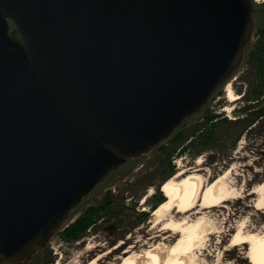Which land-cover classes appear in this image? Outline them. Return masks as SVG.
I'll list each match as a JSON object with an SVG mask.
<instances>
[{
    "label": "water",
    "instance_id": "1",
    "mask_svg": "<svg viewBox=\"0 0 264 264\" xmlns=\"http://www.w3.org/2000/svg\"><path fill=\"white\" fill-rule=\"evenodd\" d=\"M250 0H0V264H28L246 61Z\"/></svg>",
    "mask_w": 264,
    "mask_h": 264
},
{
    "label": "rangeland",
    "instance_id": "2",
    "mask_svg": "<svg viewBox=\"0 0 264 264\" xmlns=\"http://www.w3.org/2000/svg\"><path fill=\"white\" fill-rule=\"evenodd\" d=\"M250 1L253 8L252 19L255 27L253 41H255L256 28L263 22L262 17L256 11L257 3L263 0ZM250 72L251 67L244 62L226 83L230 84L233 92L237 94V99L233 101L227 99L225 84L218 89L216 95L207 102L199 113L184 123L192 132V129L200 123L201 115L205 109L217 113L219 115L218 121L223 117L230 119V123L219 124L217 134H223V137L218 142L210 147L195 148L191 146L187 152L181 155L173 154L169 160L173 166V173L170 174L166 172L168 159L165 152L173 150L174 145L171 143L163 142L158 145L164 144L165 152L156 146L147 154L128 160L114 175L106 178L101 186L93 190L81 205L72 212L65 224L72 222L88 206L103 205L105 207L104 217L98 220L78 241H66L62 238L61 230L65 225L55 233L47 243L46 248L40 251L35 259L28 264H55L58 259H61L63 264L68 263L79 252V244L85 246L86 240L91 236L100 238L99 241L101 242H106L118 232H122V237H125L129 231L144 226L142 228L144 237H147L149 235L147 231H149L151 224V212L165 198L162 195L161 184L179 169H192L190 172L200 178L202 185L222 175L223 184L234 188L235 191L233 199L227 200L223 205L216 207L209 213L206 212L204 218L212 226L210 229L214 230V227L216 229V232L206 242V252H212L216 242L221 240V233H227L226 238L223 239L220 248L215 253L220 254L223 249L229 247L230 236L233 235L232 233L235 232L236 226L240 222H245L249 227L262 232L264 230V200L262 207L259 208L257 205L258 194L253 193L252 190L264 181V118H257L256 121L254 111L259 107L253 109L249 107V109L248 105L251 104L247 103L243 96V93L249 88ZM226 107L228 110H225ZM240 108H246L245 113L247 114L239 115L237 118L239 113L235 111ZM249 124L250 126H248ZM233 143L234 145H232ZM197 159H200L199 164H196ZM188 170L187 173H189ZM149 189L152 190V194L145 199L144 196ZM262 191L264 193V188ZM143 198L144 200L141 201ZM179 234V232L172 233L169 244L174 243ZM136 239L135 236L120 244L116 254H113L111 258L119 255L129 242ZM246 256H248L247 246L243 248L236 246L227 251L225 264H251ZM104 261H109V259ZM120 261L122 258H119L117 262L120 264Z\"/></svg>",
    "mask_w": 264,
    "mask_h": 264
},
{
    "label": "bare ground",
    "instance_id": "3",
    "mask_svg": "<svg viewBox=\"0 0 264 264\" xmlns=\"http://www.w3.org/2000/svg\"><path fill=\"white\" fill-rule=\"evenodd\" d=\"M224 88L229 101L238 98L230 84H226ZM225 110L228 108L226 107ZM199 163L200 159H197L196 164ZM187 170L179 169L161 184L162 195L165 198L151 212L147 237H144L142 229L144 226L129 231L125 237H122V232L113 234L114 236L106 242L99 241L100 238L95 236H89L85 246L79 244L80 250L77 251V255L75 254L72 260L64 264H119L117 262L119 258H122L120 264H225L227 251L236 246L242 248L247 246L246 257L251 264H264V230L259 232L245 222H240L236 226L235 232L230 236L229 247L223 249L220 254L215 252L220 248L227 233L220 232L221 240L216 242L212 252H206V242L216 232L215 227L211 230V225L206 222L204 218L206 212L209 213L227 200L233 199L235 191L234 188L223 184L222 175L202 185L200 178L190 172L192 169L188 170L189 173L186 172ZM263 188L264 181L252 190L253 193L258 194L259 208L262 207L264 200ZM151 194L152 190L149 189L144 198L147 199ZM176 232L180 233L178 239L169 244L172 233ZM135 236L136 240L129 242L119 255L111 258L116 254L120 244ZM113 241L115 242L112 243ZM107 259L109 261H104ZM55 264L63 263L58 259Z\"/></svg>",
    "mask_w": 264,
    "mask_h": 264
},
{
    "label": "trees",
    "instance_id": "4",
    "mask_svg": "<svg viewBox=\"0 0 264 264\" xmlns=\"http://www.w3.org/2000/svg\"><path fill=\"white\" fill-rule=\"evenodd\" d=\"M256 11L259 16L262 17L263 22L256 28V39L252 42L245 61V64H249L251 67V72L250 78L248 79L249 88L243 93V96L245 101L251 104L250 106L248 105V108L250 107L253 109L254 107H259L254 111L257 121V118H264V0L257 3ZM246 110V108H240L235 111L239 113L237 114V118L239 115L242 116L243 114H247L245 113ZM250 113L253 114V112ZM218 116L217 113L205 109L201 115L202 118L200 123H198L196 128L192 129V132L184 125L166 141L174 145L172 151L165 152L166 148L163 146L164 144L158 146L160 149L162 148L167 155L168 162L166 172L168 174L173 173V166L169 162L173 154L181 155L187 152L188 148L191 146L195 148L210 147L223 137V134H217L219 124L230 123L231 120L223 117L218 121ZM250 119H252V116H250ZM248 126H250V124ZM232 145H234V143ZM104 210L105 207L103 205L85 207L72 222L61 230L62 238L66 241H78L98 220L104 217Z\"/></svg>",
    "mask_w": 264,
    "mask_h": 264
},
{
    "label": "flooded vegetation",
    "instance_id": "5",
    "mask_svg": "<svg viewBox=\"0 0 264 264\" xmlns=\"http://www.w3.org/2000/svg\"><path fill=\"white\" fill-rule=\"evenodd\" d=\"M225 89V88H224Z\"/></svg>",
    "mask_w": 264,
    "mask_h": 264
}]
</instances>
